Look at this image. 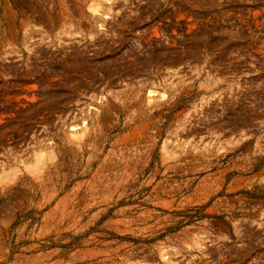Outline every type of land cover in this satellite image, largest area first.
I'll return each instance as SVG.
<instances>
[{
  "label": "rangeland",
  "instance_id": "obj_1",
  "mask_svg": "<svg viewBox=\"0 0 264 264\" xmlns=\"http://www.w3.org/2000/svg\"><path fill=\"white\" fill-rule=\"evenodd\" d=\"M0 264H264V0H0Z\"/></svg>",
  "mask_w": 264,
  "mask_h": 264
}]
</instances>
